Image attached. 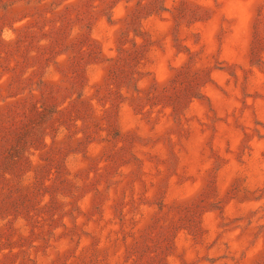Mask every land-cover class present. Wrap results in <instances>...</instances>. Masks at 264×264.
<instances>
[{"label":"rangeland","instance_id":"obj_1","mask_svg":"<svg viewBox=\"0 0 264 264\" xmlns=\"http://www.w3.org/2000/svg\"><path fill=\"white\" fill-rule=\"evenodd\" d=\"M0 264H264V0H0Z\"/></svg>","mask_w":264,"mask_h":264},{"label":"trees","instance_id":"obj_2","mask_svg":"<svg viewBox=\"0 0 264 264\" xmlns=\"http://www.w3.org/2000/svg\"><path fill=\"white\" fill-rule=\"evenodd\" d=\"M113 71V70H112ZM61 106V104H59L58 106H56L55 108V112H58V111H60L61 109L59 108Z\"/></svg>","mask_w":264,"mask_h":264}]
</instances>
